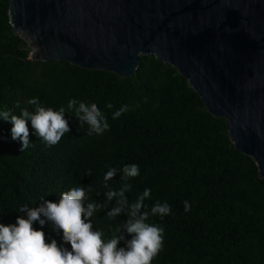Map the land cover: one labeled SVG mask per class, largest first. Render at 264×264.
<instances>
[{"label":"trees","instance_id":"trees-1","mask_svg":"<svg viewBox=\"0 0 264 264\" xmlns=\"http://www.w3.org/2000/svg\"><path fill=\"white\" fill-rule=\"evenodd\" d=\"M9 4L0 0V109L32 110L27 101L33 97L67 108L75 98L97 104L110 130L87 135L88 126L65 113L71 132L58 144L47 146L29 124L32 144L21 152L12 122L0 120V222L15 223L19 209L39 206L41 197L56 201L61 192L91 186L89 199L103 205L93 226L111 238L128 217L108 219L115 200L107 201L103 177L110 167L136 163L139 176L125 181L117 173L108 183L116 190L130 184L129 201L150 188L149 209L157 201L171 206L170 215L148 220L164 228L152 264H264V178L256 161L236 148L228 121L208 110L188 79L153 54L140 55L130 77L68 61L28 60L32 47L14 31ZM45 234L60 239L50 227Z\"/></svg>","mask_w":264,"mask_h":264},{"label":"water","instance_id":"water-1","mask_svg":"<svg viewBox=\"0 0 264 264\" xmlns=\"http://www.w3.org/2000/svg\"><path fill=\"white\" fill-rule=\"evenodd\" d=\"M31 61L135 74L155 55L186 77L264 178V0H10Z\"/></svg>","mask_w":264,"mask_h":264},{"label":"clouds","instance_id":"clouds-1","mask_svg":"<svg viewBox=\"0 0 264 264\" xmlns=\"http://www.w3.org/2000/svg\"><path fill=\"white\" fill-rule=\"evenodd\" d=\"M27 104L33 106L32 110L24 107L19 114L0 109V120L12 122L11 137L20 142L21 152L32 144L29 124L33 134L47 146L58 144L66 133L71 132L65 113H74L81 127L86 124L87 135H101L110 130L107 116L95 103L74 98L67 108L54 109L33 97ZM126 110L125 106L115 111L113 119ZM117 173H122L121 179L127 181L140 175V167L136 163L125 164L122 169L110 167L104 174V187L108 189L104 193L106 199L109 202L115 200V206L107 213L108 219L113 220L122 213L128 217L112 231L111 238L93 226L92 218L103 205L89 199L91 186L74 187L61 192L56 201L41 197L39 206L24 205L19 209L23 214L17 216L15 223L0 222V264H152L163 248L164 228L148 223L149 217L163 218L172 213V208L166 201H157L149 209L145 201L151 197L150 188L129 201L125 194L131 191L130 184L124 183L116 190L108 183ZM184 203L185 211H190V203ZM37 223L39 227L34 226ZM46 227L60 239L51 235L46 239ZM129 234L130 239L127 238ZM121 241L125 242L124 246H118Z\"/></svg>","mask_w":264,"mask_h":264},{"label":"rangeland","instance_id":"rangeland-1","mask_svg":"<svg viewBox=\"0 0 264 264\" xmlns=\"http://www.w3.org/2000/svg\"><path fill=\"white\" fill-rule=\"evenodd\" d=\"M32 51H33V48H32Z\"/></svg>","mask_w":264,"mask_h":264}]
</instances>
